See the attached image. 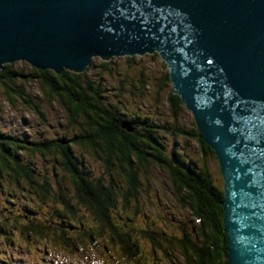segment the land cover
<instances>
[{
	"label": "water",
	"instance_id": "95a60500",
	"mask_svg": "<svg viewBox=\"0 0 264 264\" xmlns=\"http://www.w3.org/2000/svg\"><path fill=\"white\" fill-rule=\"evenodd\" d=\"M152 54L218 163L228 264H264V0H0V68Z\"/></svg>",
	"mask_w": 264,
	"mask_h": 264
},
{
	"label": "trees",
	"instance_id": "16d2710c",
	"mask_svg": "<svg viewBox=\"0 0 264 264\" xmlns=\"http://www.w3.org/2000/svg\"><path fill=\"white\" fill-rule=\"evenodd\" d=\"M127 59L132 60L131 57ZM107 64H101L104 70L108 68ZM86 72L87 69L79 74L63 71L56 75L34 68L29 73L10 65L0 68V88L7 102L12 103L13 97H17L42 117L38 105L23 93L22 86L16 85L17 82L36 80L43 92L64 110L68 125L79 127V133L71 138L43 141L28 140L0 130V193L5 192L11 197L10 194L15 196L14 190H20L36 197L39 204L52 206L46 209L49 217L45 219L0 215V247L6 242L11 243L15 233L24 241L52 244L68 255H76L85 246L95 250L100 248L101 242H106L120 252L123 260L133 262L141 251L137 242L139 236L168 262H173L172 253L176 252L182 264H228L220 207L221 187L213 184L206 167H199L175 152L167 155L158 135L186 136L196 141L203 156H214L202 142L194 123L186 131L153 123L144 116L127 114L108 100L101 81L92 79ZM161 81L170 88L167 70ZM167 103L173 115L182 107L171 91ZM122 124H129L131 131L122 129ZM71 144L84 147L102 162L104 169L100 176L93 178L84 171L69 148ZM36 155L51 157L50 173L40 174L30 159ZM149 165L166 172L179 205L193 218L194 226L189 232L182 229L179 237L143 230L133 233L127 223L117 225L112 221L110 212L119 201L122 208L127 206L128 199L138 190L137 173L145 171ZM57 166L70 178V195L63 182L65 178L62 177L61 182L56 177ZM114 171L125 183L120 192L112 178ZM5 185L9 189L4 191ZM30 208L28 203L22 210L33 214ZM85 215L91 224L86 223ZM2 254L0 248V264H7L5 254Z\"/></svg>",
	"mask_w": 264,
	"mask_h": 264
},
{
	"label": "rangeland",
	"instance_id": "374dc122",
	"mask_svg": "<svg viewBox=\"0 0 264 264\" xmlns=\"http://www.w3.org/2000/svg\"><path fill=\"white\" fill-rule=\"evenodd\" d=\"M111 58L107 61L93 58L85 68L86 74L92 79L100 80L109 101L116 103L118 108L130 115L147 117L153 123L180 127L186 131L191 129L192 117L183 107L173 115L167 103V95L171 88L164 85L161 77L167 70L156 54ZM108 63L104 70L102 63ZM165 65V64H164ZM16 70L30 72V66L24 62L10 64ZM22 86L23 93L35 102L42 117L36 115L19 98L13 97L9 103L0 88V130L10 135H17L28 140H59L68 139L79 133V127L68 125L64 110L48 94L44 93L36 80L16 83ZM168 155L175 152L199 167H206L215 186L221 187L222 180L218 163L213 155L203 156L199 146L191 138L183 135L171 136L158 134ZM73 155L90 177L96 178L103 172L104 166L89 150L79 145H69ZM26 159L29 157L23 153ZM40 174L50 173L52 160L50 156L30 158ZM56 177L63 178L65 186L72 193L70 178L60 167L54 170ZM107 178V177H105ZM114 183L120 192L125 187L123 178L116 171L112 173ZM138 190L133 198L128 199L126 207L121 201L110 213L115 224L127 223L133 233L151 231L163 233L166 236L179 237L182 229L189 232L194 226L193 218L186 208L179 205L166 172L159 167L149 165L145 171L137 173ZM62 182V180H61ZM4 191L9 189L4 186ZM74 192V191H73ZM0 193V215L8 218L28 216L33 219L47 218L46 209L51 205H41L36 197L20 190H14V195ZM31 205L30 212L25 213L23 206ZM34 211L36 213L34 214ZM86 216V215H85ZM23 219V218H21ZM86 223L91 224L86 216ZM122 219V220H121ZM131 219V222H128ZM13 241L2 245L7 264H182L181 257L171 251L173 262L163 259L153 252L147 241L137 237L140 247L138 258L127 262L121 258L120 252L114 246L101 242L100 248L94 250L91 246L81 248L76 255H68L52 244L39 240L24 241L18 234L13 235ZM104 246V250H102ZM2 254V255H4Z\"/></svg>",
	"mask_w": 264,
	"mask_h": 264
},
{
	"label": "bare ground",
	"instance_id": "6f19581e",
	"mask_svg": "<svg viewBox=\"0 0 264 264\" xmlns=\"http://www.w3.org/2000/svg\"><path fill=\"white\" fill-rule=\"evenodd\" d=\"M79 253V252H78Z\"/></svg>",
	"mask_w": 264,
	"mask_h": 264
}]
</instances>
